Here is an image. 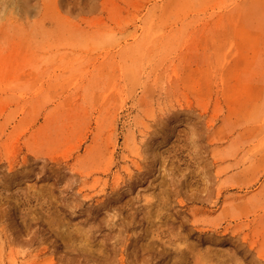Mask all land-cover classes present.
Instances as JSON below:
<instances>
[{
	"label": "rangeland",
	"instance_id": "obj_1",
	"mask_svg": "<svg viewBox=\"0 0 264 264\" xmlns=\"http://www.w3.org/2000/svg\"><path fill=\"white\" fill-rule=\"evenodd\" d=\"M0 264H264V0H0Z\"/></svg>",
	"mask_w": 264,
	"mask_h": 264
}]
</instances>
